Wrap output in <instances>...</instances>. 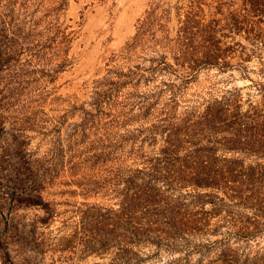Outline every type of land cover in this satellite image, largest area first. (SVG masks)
I'll list each match as a JSON object with an SVG mask.
<instances>
[{"label": "rangeland", "instance_id": "obj_1", "mask_svg": "<svg viewBox=\"0 0 264 264\" xmlns=\"http://www.w3.org/2000/svg\"><path fill=\"white\" fill-rule=\"evenodd\" d=\"M223 96L227 130L190 125ZM183 120L225 176L155 183L182 230L117 234L107 209ZM171 261L264 264V0H0V264Z\"/></svg>", "mask_w": 264, "mask_h": 264}, {"label": "trees", "instance_id": "obj_2", "mask_svg": "<svg viewBox=\"0 0 264 264\" xmlns=\"http://www.w3.org/2000/svg\"><path fill=\"white\" fill-rule=\"evenodd\" d=\"M189 21L194 22V19L183 21V30H187L186 26L190 28L193 27L188 25ZM197 28H200L198 24ZM197 34H203L202 39H204L205 45H203V49L198 53L196 52V54L204 58V62H216L215 60H218L216 57L218 53L213 50L211 45L206 43L208 39L206 35H204L205 33L199 29ZM197 34L195 33V35L191 37L183 34V37L189 40L190 38H194L193 36H198ZM185 43L186 42H184V44ZM183 48L184 49H179L178 51L181 57L180 60H185L186 58L190 62L197 60L195 59L197 56L192 57L195 55L194 51H190L186 47ZM231 106L237 109L239 105L236 101L231 102L226 96L208 101L204 109L196 115L195 122L190 123V125L196 128L197 125H199L202 126L203 129L227 130V128H225L226 122L223 116L227 115V111ZM256 108L258 107L255 106L254 109ZM235 122L236 124L241 123V121L238 122L237 120ZM190 125L187 123V120H183L181 124H172L163 132L161 129V134H164V143L159 147L158 154L147 160V168L142 171L150 175V180L144 181L145 184H141L138 187H136V185L133 187L129 183L126 190L122 191L120 195L122 197H120L119 208L107 209L112 217L110 219L111 226L121 230L117 234L120 235L122 233L123 236L129 234L131 237L127 236L128 238L136 240L138 236L147 237L150 236L151 233L159 235L160 230H167L169 234L171 231L175 233V231L182 230V227L175 225L172 221L173 218L167 219V211L165 209L167 203L164 207L162 204L164 202L163 189L159 187L160 185H156L155 183L161 181L169 186L176 181L179 187L191 185L197 188L199 186H212V182L215 181L213 178L219 173L225 176L222 166L224 165L223 162L228 159L222 161L220 168L217 167V163L212 164L206 158L200 160L199 156H202L199 151L200 149L203 148L209 152L208 150H213V148L201 146L200 144L198 145L197 141H195V131H193ZM217 140L218 142H224L227 139L225 136H221V138ZM183 149H185V152L183 155H180L179 152ZM131 180H133L132 177L129 178L128 182H131ZM129 188H133V190ZM174 263L173 261L169 262V264Z\"/></svg>", "mask_w": 264, "mask_h": 264}]
</instances>
